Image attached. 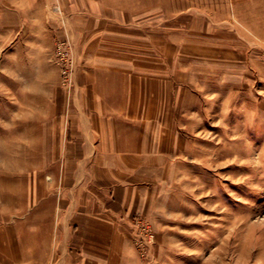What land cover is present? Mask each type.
<instances>
[{"label":"rangeland","instance_id":"rangeland-1","mask_svg":"<svg viewBox=\"0 0 264 264\" xmlns=\"http://www.w3.org/2000/svg\"><path fill=\"white\" fill-rule=\"evenodd\" d=\"M140 132L113 264H264V0H0V264H64V237L39 250L81 198L64 166H89V134ZM77 227L67 259L84 264Z\"/></svg>","mask_w":264,"mask_h":264},{"label":"crops","instance_id":"crops-1","mask_svg":"<svg viewBox=\"0 0 264 264\" xmlns=\"http://www.w3.org/2000/svg\"><path fill=\"white\" fill-rule=\"evenodd\" d=\"M23 5L22 7H24ZM33 6H35V4ZM37 8L38 9L34 8V10L39 13L41 11L40 8H42L41 4H38ZM39 19H41L40 16ZM40 21L41 20L37 22ZM12 26L19 27L16 26V24H13ZM129 84L131 83L129 82L128 85ZM126 85V82L117 88L115 85V91H113L123 93L121 97H124L123 95H125V92L130 87L126 88ZM114 106L115 109L117 108L120 115L123 114L121 118L122 120L124 119L127 124L129 120V113L125 110L127 106L121 102H119V105H114L113 103V107ZM143 107L146 108V104L145 100L142 98L139 103H136V108ZM147 116L146 113L143 115L140 112H138L137 115H134V117L142 123L147 119ZM127 129L128 128L124 130L126 135L129 133ZM130 134L131 133H129V135ZM126 138L129 137L124 135V139ZM134 138L135 141L131 146L130 143H126L122 148L120 147V144H118L119 147L114 148L113 144L109 147H101L102 145L98 143L101 139L98 134H89L86 137V140L90 141L88 144H90V146L93 145L94 147L89 146L87 149H82L80 154L93 157L89 160V166L80 165L79 170H76L69 175L67 174L68 165L66 164L64 166L65 171L63 175V179L70 178L71 182L68 184H72V189L70 188L71 191H66L65 193L66 197L73 200L72 197L76 196L79 191L82 199L80 198L78 201H69L68 204H64V207L62 203L59 204V213L55 223L56 226H54L53 231H50V234H53L55 237V242L51 244L49 243V240H45L40 246V252L50 253V258L53 257L55 259L58 251V236L64 237L65 239L63 242L65 241L64 244L66 249L62 248L63 246L59 244L65 253L64 264H69V262L70 264H73L72 261L67 259V256H69V250H67L69 244L67 239L69 238V241H73L71 239L74 236V233H76L74 230V225L76 224L79 228L77 227L75 229L80 231L78 237H86L81 255L82 259L80 261H85L84 264H113L117 261L116 254L119 249H122L121 247L124 245V239L127 234L126 229L124 228L125 226L118 221L116 222L115 217L122 220L128 217L130 215L129 213H135L137 211L136 199L143 194V186H138L139 183L136 181L135 173L138 171L139 164H141V162L138 163V161H136L137 157L146 154L144 151L146 146L142 141L145 140V136L144 133L140 132ZM102 156H106L107 159L105 158L103 163L104 172H102V174L99 172L100 174H98L97 170L100 167L99 159H101L100 157ZM114 157H119L118 163L117 161L115 162L116 159H114ZM143 164L144 163L141 165ZM73 187H77L79 190L76 192ZM85 197H87V199L83 200ZM145 202L146 201H143V203ZM83 204H87L86 207H83ZM76 214L78 216L77 218L75 216ZM75 219L76 222L73 223ZM72 223L73 228H71ZM52 252L53 256H51ZM41 256L43 257V255ZM51 263L54 264V260H49L46 256V259L43 258L39 263L34 261L31 262V260L27 259L24 264Z\"/></svg>","mask_w":264,"mask_h":264}]
</instances>
